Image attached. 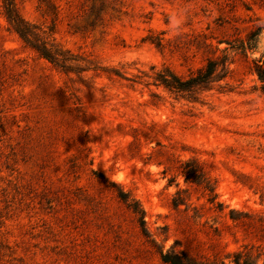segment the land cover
I'll list each match as a JSON object with an SVG mask.
<instances>
[{"label":"rangeland","instance_id":"rangeland-1","mask_svg":"<svg viewBox=\"0 0 264 264\" xmlns=\"http://www.w3.org/2000/svg\"><path fill=\"white\" fill-rule=\"evenodd\" d=\"M14 3L75 59L25 47L0 0V264H264V0ZM222 54L195 98L154 82Z\"/></svg>","mask_w":264,"mask_h":264},{"label":"trees","instance_id":"trees-1","mask_svg":"<svg viewBox=\"0 0 264 264\" xmlns=\"http://www.w3.org/2000/svg\"><path fill=\"white\" fill-rule=\"evenodd\" d=\"M3 13L9 23L10 28L18 35L25 47L33 50L39 57L44 58L53 65L64 69L71 68V60L75 59L69 55L68 50L62 49L51 34L54 32L52 26H41L39 24L26 20L17 10L14 0H2ZM252 70L261 82V89L264 92V57L252 61ZM227 73V56L226 54L218 56H209L205 62L194 71L186 75H179L170 68L165 67L153 76L156 85L183 94L191 98L196 97V93L208 89L214 80H218ZM123 194V193H121ZM126 207L138 215V221L143 234H147L144 227L143 211L139 208L136 200L127 201L126 197L120 195ZM160 258L163 262L169 264H199L197 260L185 252L163 253L159 251ZM240 252L235 253L234 263L241 264ZM243 264H253L250 257L245 254Z\"/></svg>","mask_w":264,"mask_h":264}]
</instances>
